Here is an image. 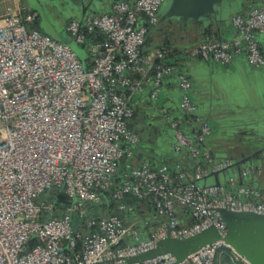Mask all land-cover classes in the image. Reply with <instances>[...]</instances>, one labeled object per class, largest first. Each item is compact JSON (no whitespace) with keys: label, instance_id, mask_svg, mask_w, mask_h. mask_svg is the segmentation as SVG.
Returning a JSON list of instances; mask_svg holds the SVG:
<instances>
[{"label":"built area","instance_id":"built-area-1","mask_svg":"<svg viewBox=\"0 0 264 264\" xmlns=\"http://www.w3.org/2000/svg\"><path fill=\"white\" fill-rule=\"evenodd\" d=\"M163 3L115 0L108 14L69 21L65 32L88 55L83 70L68 47L36 29L26 0H0V264H126L166 238L210 228L223 237L220 210L264 216V163L237 174L203 146L214 128L196 116L183 68L243 58L262 69L264 0L244 1L226 38L203 32L178 53L149 37ZM166 90L179 92L174 110ZM157 120L165 138L172 133L176 158L154 153ZM213 174L224 185H207ZM221 249L248 264L220 242L179 264H214Z\"/></svg>","mask_w":264,"mask_h":264},{"label":"water","instance_id":"water-1","mask_svg":"<svg viewBox=\"0 0 264 264\" xmlns=\"http://www.w3.org/2000/svg\"><path fill=\"white\" fill-rule=\"evenodd\" d=\"M113 1L114 0H26V4L29 9L39 17L44 15L43 9L45 5H51V2L54 3V5H61L66 10L64 15H66L70 21L73 20L81 23L86 17L101 15L104 9L109 4H112ZM244 1L245 0H164L162 7L166 5L163 11L161 9L159 11V22L162 24L182 23L187 25V27L193 26L200 28L202 31L214 29L219 36L221 28L229 27L230 19L239 13V9ZM41 31L54 42L68 47L73 51L75 56L77 55L76 57L80 61L83 70L86 69L84 57L79 55L80 53L74 40L68 42L66 39L61 38L57 32H48L44 29ZM218 39L220 38L218 37ZM200 65L203 64H197L196 66L199 67ZM184 72L186 73L185 70ZM260 74L264 75V72ZM188 76L192 79L190 72ZM194 84L196 85L195 82ZM196 88L195 98L200 100L201 110L204 112L200 117L203 118L205 122L211 123L214 128L213 136L203 146L212 153H214L212 149L213 146H211L213 142H216L215 147L221 152L233 150L234 147H226V143L229 140L227 136H232L231 132L242 129V131H245L242 133V136H245L246 139L242 141L240 145H251L252 149H250L247 154L243 153L239 160L233 163V169L239 174L245 167L263 164L264 89L260 96L254 94V97L247 99L245 105L238 106L234 104L233 109L237 111L236 114L233 113V111L229 112L225 105V98L221 97L220 94L216 93L214 99L213 97L205 99L204 96H198L199 92H196ZM196 93L198 94L197 97ZM210 93H213V91H210ZM202 102L204 103L202 104ZM252 104L256 106L250 109ZM249 110L254 111L252 118L238 115L239 113H245ZM236 115H238L239 118H237ZM210 178H212L213 181L212 185H224L217 181V174L210 175ZM226 179L227 177L225 176V180ZM239 184H243V181L240 179ZM258 185V181H252L253 187L257 188L259 187ZM260 187L264 188V184H261ZM218 213L226 229L223 237H221L214 228H210L188 239L174 240L166 238L157 242L152 250L137 257L126 259L125 263L142 264L143 262L156 259L163 255H171L175 259V264H179L202 248L220 242L224 247L232 250L236 255L243 258L248 264H264V216L252 213L229 212L225 210H220ZM121 245H124V243H120L117 247Z\"/></svg>","mask_w":264,"mask_h":264},{"label":"rangeland","instance_id":"rangeland-1","mask_svg":"<svg viewBox=\"0 0 264 264\" xmlns=\"http://www.w3.org/2000/svg\"><path fill=\"white\" fill-rule=\"evenodd\" d=\"M19 0H14L17 3ZM166 5V4H165ZM165 5L161 8L163 11L165 9ZM3 10V6H0V12ZM44 15L38 16L36 15V28L37 30L44 35L41 31L42 29L48 32H57L61 38L66 39L68 42H71L70 37L65 32V26L68 18L61 14L63 11H66L61 5H50L47 4L44 6ZM170 23H164V25H168ZM171 32L175 34V37H180L185 32V24H171ZM46 36V35H45ZM52 40V39H51ZM53 41V40H52ZM79 50V55L84 57V61H87V53L84 49L80 48L77 45ZM73 52V51H72ZM75 54V53H74ZM77 56V55H76ZM191 77L193 81L196 83L197 88L196 92H199L200 96H204L205 99L212 98L214 99L215 94H220L221 97L225 98V105L228 108L229 112L233 111V113L237 114V111L233 109L234 104L238 106L245 105V101L251 97H254V94L260 96L264 89V75L260 74L261 72L255 71L252 72L248 67L237 68L235 71L229 69H219V67H210L205 65H200L199 67H195L194 70L190 71ZM199 90V91H198ZM213 91V93H210ZM257 97V96H256ZM200 99V98H199ZM195 98L197 112L196 116H201L204 112L201 110V102ZM204 102H202L203 104ZM200 105V106H199ZM256 105L252 104L251 108H254ZM145 110L148 114L155 115V111L152 107H145ZM254 111L249 110L245 113H239L238 115L246 116L247 118H252ZM245 114V115H244ZM238 115H236L237 118ZM232 116V115H231ZM155 126L160 131V137L157 139L158 148L154 151V153L161 157L166 154H172L173 157L176 158L177 154L171 150V146L173 143L172 133H170L169 139L165 138L162 133V129L164 123L162 121H156ZM215 143L211 144L212 149L214 151V156L217 160H221L224 158H229L232 162H236L239 160L240 156L244 153L252 149V146H243L237 145V150H228V151H219L215 147ZM148 149H151L148 146ZM263 179H264V169H263ZM220 183H224L223 176L219 177ZM207 185H212L213 181L208 179L206 182ZM199 186H202V183H199Z\"/></svg>","mask_w":264,"mask_h":264},{"label":"crops","instance_id":"crops-1","mask_svg":"<svg viewBox=\"0 0 264 264\" xmlns=\"http://www.w3.org/2000/svg\"><path fill=\"white\" fill-rule=\"evenodd\" d=\"M129 1H133V0H129ZM110 11H111V4H109L104 9L102 14H108L110 13ZM171 24L172 23L168 25H164L162 23H159L158 27L155 28L153 31H151L150 36H149L150 39L155 41L158 44H166L173 53H178L179 50L184 49V48H190V47L197 46L202 41V34L205 31H202L200 28H196L193 26L187 27V25H185L184 34H182V36L178 38V37H175V34L173 32H171V27H172ZM227 28L228 27H222L220 30L219 36L216 34V31L214 29H209V31L213 33L217 38L219 37L221 39H224L228 35ZM259 41L261 43V48L264 51L263 39L260 38ZM197 64H202V63H185L183 65V68L186 71L187 75L189 74L190 71L195 69V66ZM203 65H206V64H203ZM244 67H248L249 69H251L248 66L247 62L243 58H240L234 61L230 66L225 67V68L235 71L237 68H244ZM225 68H219V69H225ZM251 71H256V70L251 69ZM259 72L261 73L264 72V68L260 70ZM195 88H196V85H195ZM165 93L167 97L166 106L169 107L170 109H175L179 92L177 90H166Z\"/></svg>","mask_w":264,"mask_h":264},{"label":"trees","instance_id":"trees-1","mask_svg":"<svg viewBox=\"0 0 264 264\" xmlns=\"http://www.w3.org/2000/svg\"><path fill=\"white\" fill-rule=\"evenodd\" d=\"M209 32H210L209 30L205 31V33H209ZM171 110H174V109H171ZM136 117L137 115H135V118ZM129 129L136 133H138L140 130V128H133L132 126H129ZM152 129L153 128H151V131L153 132ZM214 264H234V263L230 260L229 252L225 249H221L217 252L215 256Z\"/></svg>","mask_w":264,"mask_h":264},{"label":"flooded vegetation","instance_id":"flooded-vegetation-1","mask_svg":"<svg viewBox=\"0 0 264 264\" xmlns=\"http://www.w3.org/2000/svg\"><path fill=\"white\" fill-rule=\"evenodd\" d=\"M56 4V2H55ZM51 5H54V3L51 2ZM65 11H63V13L61 14H64ZM66 16V15H65ZM37 21V19H36ZM70 20L68 19L66 24L69 22ZM245 132V131H242V129H237L233 132H231L232 136H227L229 138V140L227 141L226 143V147H234L233 148V151H236L237 150V145H240L242 141H244L246 139L245 136H242V133ZM228 151V150H227Z\"/></svg>","mask_w":264,"mask_h":264}]
</instances>
